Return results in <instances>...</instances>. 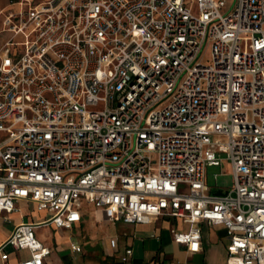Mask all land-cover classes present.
<instances>
[{
    "label": "built area",
    "instance_id": "2783aa9c",
    "mask_svg": "<svg viewBox=\"0 0 264 264\" xmlns=\"http://www.w3.org/2000/svg\"><path fill=\"white\" fill-rule=\"evenodd\" d=\"M17 6L0 12V218L19 201L49 217L14 226L2 263L12 248L42 264L35 230L70 229L85 203L114 223L177 220L188 253L220 226L226 264H264V0ZM224 165L231 184L211 191Z\"/></svg>",
    "mask_w": 264,
    "mask_h": 264
},
{
    "label": "crops",
    "instance_id": "0c3cea01",
    "mask_svg": "<svg viewBox=\"0 0 264 264\" xmlns=\"http://www.w3.org/2000/svg\"><path fill=\"white\" fill-rule=\"evenodd\" d=\"M23 1L35 5L47 0H0V12L16 11L17 3ZM224 1L228 6L233 2ZM19 203L27 206L30 204L19 201L15 211L0 218V241L5 240L13 227L20 223H41L47 221L49 217L47 213L37 211L33 205L29 214L23 213ZM81 216V221L70 229L57 228L45 223L35 230L37 240L50 250L42 264H226L227 235L225 229L220 226L203 224L201 251L188 253L184 246L175 244L172 240V230L187 229L186 225L177 220L159 218L151 223L133 225L114 223L108 212L85 203L81 209ZM103 226H112L114 233L103 240L101 249L97 250L91 242L96 238V230ZM47 227L53 232L52 240L45 232L36 234L37 230ZM67 232L75 238L71 239ZM110 240H115L114 248L110 246ZM71 243L79 245L81 252H72ZM86 247L90 249L87 250ZM125 249H131L132 255L126 262H122ZM6 252L11 264H15L19 257L29 256L27 251H15L12 248H7ZM0 264H3L1 260Z\"/></svg>",
    "mask_w": 264,
    "mask_h": 264
},
{
    "label": "rangeland",
    "instance_id": "374dc122",
    "mask_svg": "<svg viewBox=\"0 0 264 264\" xmlns=\"http://www.w3.org/2000/svg\"><path fill=\"white\" fill-rule=\"evenodd\" d=\"M198 62L202 64H207L210 61V48L209 45H206L202 51L199 54V58L197 59ZM223 172L225 175L219 176L215 182L214 175H217L220 173L219 167H208L206 170L207 173V185L210 187L211 191H217L216 184L217 186L220 187L221 191H225L227 187L230 186L231 184V177H230V172L229 169L227 168L226 165L223 166ZM19 207L21 209V212L23 213H28L32 211V204H29L28 206L24 203H19ZM41 216V213L39 214ZM41 232H45L49 239L52 240L53 232L51 228H42L36 231V234L38 235ZM114 233V229L112 226H103L102 228H98L96 230V238L94 241L91 242L93 246H96L97 250L101 249V245L103 240L107 239L109 236H111ZM70 235L71 239H74L75 237L69 234L68 232L66 233ZM87 250L90 249V247H86ZM24 254V253H22Z\"/></svg>",
    "mask_w": 264,
    "mask_h": 264
}]
</instances>
